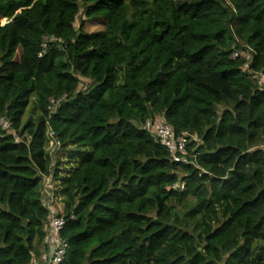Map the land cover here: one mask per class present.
<instances>
[{
    "label": "trees",
    "instance_id": "obj_1",
    "mask_svg": "<svg viewBox=\"0 0 264 264\" xmlns=\"http://www.w3.org/2000/svg\"><path fill=\"white\" fill-rule=\"evenodd\" d=\"M2 19L0 264L40 261L52 212L62 264H264V0H0ZM160 117L185 162L142 129Z\"/></svg>",
    "mask_w": 264,
    "mask_h": 264
},
{
    "label": "built area",
    "instance_id": "obj_2",
    "mask_svg": "<svg viewBox=\"0 0 264 264\" xmlns=\"http://www.w3.org/2000/svg\"><path fill=\"white\" fill-rule=\"evenodd\" d=\"M45 52V46L42 54ZM41 54V55H42ZM40 55V56H41ZM240 56L239 52H234L232 54V59H236ZM245 60L247 61L246 68H248V62L250 60L249 54H247ZM264 80V76H261ZM58 102L55 100L50 101V109L54 110ZM0 125L3 131H10V124L7 120L0 119ZM142 129L151 134V136L163 147L168 149L171 154V157L175 163L185 162L187 150V137L188 135L183 133L180 136H175L173 130L164 122L163 118H157L155 120H148L143 126ZM49 142L51 141L53 147L59 148L61 144L56 139V136L53 131L49 129ZM51 179H46L45 191L48 194L46 200H49L47 203L52 205L54 196L51 194L50 190ZM174 189L177 186L173 187ZM183 190V186L180 187ZM67 220L63 215H57L56 213H50L49 217V228L48 235L46 237V243L49 247L48 252L43 256V258L36 263L31 264H62L65 261L66 254L68 251V244L62 239V231L66 226Z\"/></svg>",
    "mask_w": 264,
    "mask_h": 264
},
{
    "label": "rangeland",
    "instance_id": "obj_3",
    "mask_svg": "<svg viewBox=\"0 0 264 264\" xmlns=\"http://www.w3.org/2000/svg\"><path fill=\"white\" fill-rule=\"evenodd\" d=\"M177 2L179 3H182L184 1H189V0H176ZM7 23V20L6 19H2L0 21V25L3 26ZM76 26L78 27L79 24L77 23ZM90 82L89 81H86V80H81V84H80V89H85L87 85H89ZM33 100L31 101L30 103V106L29 108L27 109L26 111V114L24 116V121H26L31 113H32V110H33V107H34V103H33ZM47 138L49 140V135H47ZM52 143L51 141L49 142L48 146H47V151L50 152L49 154H51L52 156V160H54V165L57 163V161H61V166L64 170H67L69 171L70 168L74 167V164H68L69 160H70V157H71V154H70V151H74L76 152L77 149H70V150H65L63 152H60V149L59 148H56V147H53L51 146ZM66 175V173L64 174ZM53 183V182H52ZM50 182V187L54 189V191H51V194L54 196V200H53V203H52V208L54 209V211L56 212H60L62 211V208H61V204H62V201L60 199V197L58 196L57 192H58V186L57 185H54V183L52 184ZM46 243V241H45ZM47 244V243H46ZM36 262H39L38 260L34 261L33 263H36Z\"/></svg>",
    "mask_w": 264,
    "mask_h": 264
},
{
    "label": "clouds",
    "instance_id": "obj_4",
    "mask_svg": "<svg viewBox=\"0 0 264 264\" xmlns=\"http://www.w3.org/2000/svg\"><path fill=\"white\" fill-rule=\"evenodd\" d=\"M52 157V156H51ZM51 183H52V181H51ZM45 255V254H44Z\"/></svg>",
    "mask_w": 264,
    "mask_h": 264
}]
</instances>
